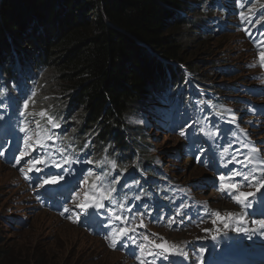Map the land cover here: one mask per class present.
Returning a JSON list of instances; mask_svg holds the SVG:
<instances>
[{"label":"rangeland","instance_id":"obj_1","mask_svg":"<svg viewBox=\"0 0 264 264\" xmlns=\"http://www.w3.org/2000/svg\"><path fill=\"white\" fill-rule=\"evenodd\" d=\"M226 1L216 0V4L218 2L225 4ZM258 4L262 2L255 0L254 4L247 7L244 20L238 13L224 17L221 15V10H217L218 12L216 11L214 15H206L205 23L211 29L200 36L202 38L199 41L185 42L182 59L189 61L190 66L188 65L185 69L183 66L179 67L183 73V81L176 88L175 97L184 90V85L191 84L195 86V91L203 96L213 97L218 101L223 100L220 108L222 117L226 120L222 119V122H226L227 132L233 134L230 141L222 143L224 137L213 136L217 132L207 123H203L200 126L199 143L195 149L200 148L198 151L190 150L192 153L189 156L186 148L187 141L180 135V130L174 129L171 132L166 128L163 130L158 123V117L155 118L153 109L159 106L160 96L166 97L163 103L170 102V92L167 90L154 93L151 98L147 97L146 103L137 110L135 115L137 119L127 120V126L142 128L146 136L145 155L153 158L154 166L163 173L164 180L161 185L166 187L171 196H175L170 199V202H166V196L158 194V199L161 200L152 207L143 206V203L129 205L130 202L126 204L124 197L116 201L117 193L113 191L111 200L103 201L108 212L93 208L81 211L76 205L83 204L84 193L95 181L96 175H85L89 168V164L85 162L63 164V159L59 157L58 141L54 137L52 141H47V147L42 148L43 154L36 151L31 154V157H48L51 153V159L61 163L62 168H55L50 164L38 165L42 171L29 172L25 167V172L21 173L19 168L24 167V161L14 167V157L24 146L25 133L20 129L27 125L30 129L28 134L33 135L34 140L37 139L35 133L37 121L39 124L45 122L49 125L47 116H52L56 112L51 103H56L58 109L66 105L63 104L65 99L60 98L56 90H42L44 79L47 78V76L44 77L45 72L33 71L29 68L31 73L21 77L19 89L22 93L24 89L31 88L27 95L31 98H26L29 100V106L25 112L26 99H24L16 110L17 117L23 119L29 116V121L26 124L13 122L11 125H3L1 119L5 117L0 115L2 144L0 152L4 153L0 155V236L2 240L0 246L12 255V261H16L17 264H141V260L145 261V264H193L192 262L196 261L198 254L190 253L189 249L195 248L198 243L208 239L217 226L224 225L219 221L215 225L212 222L216 219L212 213L218 211L222 217H225L228 212L221 210L217 202L232 206L223 199V202L220 198L218 201L216 197L218 195L209 187H214V182L209 175L214 173L220 178L229 172L240 171V161L248 160V158H256L257 161L264 163V95L261 94L263 86L260 83L264 74L260 53L264 52V49L253 52L249 43L250 39L245 36L250 34L252 29H256V26L250 22L255 16L253 8ZM233 16L234 19H232ZM90 18L91 15H89ZM21 50L27 55L33 53V49L29 47H23ZM0 72H4L2 67ZM248 91L251 93L246 95ZM262 91L264 92V89ZM33 93L35 96L32 95ZM10 94L9 87L0 88V114L11 109ZM68 97L70 96L65 98ZM190 98L195 101V93ZM39 99L43 106L37 103L36 100ZM172 103H174L172 105L174 112L177 108L181 112L184 111L181 101L174 99ZM259 104L263 105L259 106ZM164 109L168 110L167 104L164 105ZM42 110L47 113V116L38 115ZM202 112L206 111L202 109ZM215 112L220 114L217 110ZM72 114H75V110ZM54 122L67 125L60 120ZM72 125L70 123L66 128L64 137L71 132ZM209 135L212 138L207 140ZM48 144H52L53 152L50 150L46 152ZM89 147L95 149L94 144H90ZM225 149H227L226 153ZM136 156H138L136 151H132L128 160L133 167L137 163ZM31 157H25V160ZM130 165L128 171L131 169ZM141 166L143 167V164ZM144 173L151 175L148 171ZM49 175L63 176L64 179L57 183L42 184ZM120 180L121 178L118 177L113 179L117 184ZM98 183L107 188L101 181ZM132 184L130 182L126 186ZM77 192L80 193L79 198L76 196ZM61 199L66 200L63 207L58 205ZM115 207L118 211L117 215L129 218L130 226L136 228L135 233H130L136 237V244L140 243L145 235L155 243H160L158 237H162L168 241L169 245L179 244V247H176L177 251L173 255L162 253L161 250L149 245L142 254L136 244L127 238L117 243L115 248L110 247V241L105 238L110 234L109 223L112 226L120 225V221L109 220L110 213L116 211ZM65 208L70 211L64 212ZM242 215L243 221H248L243 211ZM93 216L98 217L99 222L95 224L104 230L103 233L90 232L87 221ZM141 221L144 226L137 227ZM164 222L167 224L162 227ZM233 223L236 224L230 219L229 227L226 228L227 232L233 231L230 230ZM205 229L211 231L206 232ZM235 232L234 230L233 235ZM153 234H158V237ZM193 238L196 241L191 240ZM240 239L228 241L225 237L222 243L223 248L234 250L249 244L237 242ZM234 241L236 243H233ZM149 251L159 254L148 255ZM107 253H112L118 257V260L110 261L108 257L106 258Z\"/></svg>","mask_w":264,"mask_h":264},{"label":"trees","instance_id":"obj_2","mask_svg":"<svg viewBox=\"0 0 264 264\" xmlns=\"http://www.w3.org/2000/svg\"><path fill=\"white\" fill-rule=\"evenodd\" d=\"M233 1L221 6L216 0H0V68L9 80H16L15 64L45 72L42 90H56L66 104L58 109L51 103L53 117L73 124L66 142L80 151L89 150L90 141L100 167L129 166L132 151L138 154L136 167H150L146 136L127 120L137 119V110L154 93L167 90L171 103L176 99L183 81L179 67L190 66L182 59L185 42L199 41L211 29L205 16L217 8L227 16ZM209 99L218 106L223 102ZM153 111L160 121L165 110ZM149 170L163 176L157 167ZM0 264H17L1 246Z\"/></svg>","mask_w":264,"mask_h":264},{"label":"snow or ice","instance_id":"obj_3","mask_svg":"<svg viewBox=\"0 0 264 264\" xmlns=\"http://www.w3.org/2000/svg\"><path fill=\"white\" fill-rule=\"evenodd\" d=\"M249 3H251V0H249ZM243 7V5H241ZM240 17L242 20L245 19L244 13H240ZM258 22V20H257ZM260 59H261V66L264 67V52L260 53ZM35 96V93L32 94ZM29 106V100H25L24 102V109L25 112H27ZM29 115H32V113H28ZM40 117L47 116V113L45 111H41L38 114ZM47 122L50 124L53 128L59 127L57 123L54 122L53 118L51 116H47ZM37 129L36 136L40 137V124L37 121ZM21 132L25 133V136L23 137V149L19 151V154L14 157L15 164L14 167L17 165H20L22 161H24V167H20L19 171L21 173L25 172V167L29 172L36 171L40 172L42 169L38 167V165H51L55 168H62V164L57 162L56 160L51 159V153H49L48 157L44 156H37V157H31V154L33 152H36L39 148L47 147L46 141H52L53 137L51 135H46L41 138H37L34 140L33 135L28 134L30 132V129L26 126L22 127L20 129ZM180 135H185L184 131L180 132ZM61 153L64 151V149H59ZM227 152V149H225V153ZM0 155H4V153L0 152ZM25 157H31L27 160H25ZM63 164H71L73 161L69 159L67 156H63ZM235 160V158H233ZM232 162V161H230ZM89 163H92V161H89ZM241 164H244L243 161H240ZM252 163V158H248L247 164ZM112 168L116 167L115 162H112L111 164ZM246 166V165H245ZM89 175H92L90 172ZM239 176L241 178L242 182H234L235 178ZM102 175H97L95 178V181L92 182L91 186L88 190L84 193V202L83 204H77L76 207L80 208L81 211H86L89 208L93 209H104L106 212L109 210L106 208V205L103 203L105 200H111L112 192L114 189H108L106 187H103L100 183V181L103 180ZM63 176H53L49 175L46 176V178L42 181V184H49V183H57L59 180H63ZM221 181V191L226 192L229 195V198L232 199L237 204H246L247 205L249 197L253 196L254 193L252 192H242L239 189L244 186L248 187H254L257 185H264V177H261L260 179H257V177L253 174H244L239 171H235L232 176L220 177ZM227 181V182H225ZM87 183V181H85ZM257 191H260V188H257ZM77 198H79L80 193H76ZM261 196H264V191H261ZM70 209L65 208L64 212H69ZM213 216L216 217L215 220H213V224L215 225L217 221L224 224L225 228L229 227V224L226 222V220L231 219L233 214L228 213L227 217H222L221 214L217 211L215 213H212ZM71 218V217H69ZM109 220H115L120 221L119 226H112L111 223H109L110 228V234L107 235L105 238L110 241L109 246L115 248L117 243L122 242L125 238L131 240L134 244H136V237L134 235H130V233H135L136 228L130 226L129 218L122 217L120 215H117L115 212H111L109 216ZM238 223H243V218H240ZM252 223L256 225L255 228L248 229V228H240L237 227L235 231L237 232H244L248 234V238L251 239L252 235L258 234L261 236H264V219L259 220H253ZM143 221H141L140 225L137 227H143ZM205 231H211L210 229H205ZM219 231V230H217ZM157 235L158 234H153ZM158 239L161 241L160 243H155V241L149 240V237L147 235L143 236L141 238V242L136 244L137 249L143 254L146 250V248L151 245L154 249L161 250L162 253L172 254L177 251L176 246L169 245L168 241L164 240L162 237H158ZM213 239H216L215 236H213ZM147 242V243H145ZM123 246V244H121ZM203 251V250H202ZM159 253H156L154 251H149L148 255H158ZM166 258V257H165ZM139 259V257H138ZM141 264H145V261L141 260Z\"/></svg>","mask_w":264,"mask_h":264},{"label":"bare ground","instance_id":"obj_4","mask_svg":"<svg viewBox=\"0 0 264 264\" xmlns=\"http://www.w3.org/2000/svg\"><path fill=\"white\" fill-rule=\"evenodd\" d=\"M206 2H208V0H205ZM216 8V7H215ZM214 8V9H215ZM218 9V8H217ZM218 12V11H217ZM215 14V13H214ZM208 27V26H207ZM256 31H257V33H264V31H260V29L257 27L256 28ZM263 37L264 36H260V40H262L263 39ZM264 47V46H263ZM253 52H257V50L256 49H253L252 50ZM24 67V65L23 66H21L19 69L18 68H16V66L14 67L15 69L14 70H16L15 72H20L21 71V69ZM26 74H28V73H31V72H25ZM187 76V75H186ZM21 77L22 76H15L14 77V79H21ZM191 85V84H190ZM181 89V88H180ZM170 92V91H169ZM169 94V93H168ZM167 94V95H168ZM180 95H185V92L184 91H182L181 93H180ZM169 98H170V96H169ZM178 98H179V96H177L176 97V101L178 100ZM162 101H163V98H162V96H161V98H160ZM215 100H217V99H215ZM183 102H184V100H183ZM209 102L208 101H205L204 102V107H206V108H208V112H211V111H213L214 109H218V107L217 108H213L212 109V107H209V104H208ZM172 105L174 104V103H171ZM213 105H215V106H218L217 105V102H213ZM263 104H259V106H262ZM219 116H222V113H220V114H218ZM168 116V115H167ZM197 118V117H199V114L198 113H193V114H191L189 117H188V119H189V122L192 120V118ZM195 118V119H196ZM212 120L213 119V117L212 116H209V120ZM167 120V119H166ZM175 121H177V123H179L182 127L185 125V122H180L179 120H172V123H171V121L170 120H168L166 123L167 124H170L171 123V125L173 126V125H175V124H173V123H175ZM160 126H162L163 124H162V122H161V119H160ZM59 125V124H58ZM59 127H61V131H62V137H64L63 136V133H65L66 132V128H68L69 126H65V125H62V124H60L59 125ZM73 129L71 128V131H72ZM191 131H194V128H191V130L189 131V132H191ZM169 132H171V131H169ZM185 132V131H184ZM71 133V132H70ZM70 133L69 134H67L68 136L70 135ZM67 135H66V137H67ZM66 137H64V138H66ZM88 140V139H87ZM65 143H67V142H65ZM65 143H63L65 146H69V147H77V146H75V144L72 142V141H70V142H68L67 144H65ZM188 145V144H187ZM187 150V149H186ZM192 152H190V148L188 149V152H187V154L190 156V154H191ZM80 156L83 158L84 156L83 155H81L80 154ZM84 159V158H83ZM92 161H93V158H92ZM257 164L256 165H253V164H247L246 166H244V167H242V169L239 171V172H241V173H244V174H253V175H255L256 177H257V179H260L261 177H264V163H262V162H256ZM82 164V163H81ZM95 171V170H94ZM2 173H3V171H1ZM234 173V171H232V172H229L228 174H226L225 175V177H229V176H232V174ZM5 175H6V173H5ZM210 177H211V179H212V181L213 182H215V185H214V187L212 188L213 189V191L215 192V194L216 195H218V196H216L217 197V199L218 198H220L221 200L223 199V200H225L226 202H228V203H230L232 206H230V205H224V204H221V202H217V204H218V206H220V209L221 210H223V211H228L227 213H226V215H225V217H227V214L228 213H232L233 214V216H232V220H233V222H235L236 224H231L233 227L230 229V230H233L232 232H227L226 231V228L224 227V225H219V226H217L216 227V229L210 234V237L208 238V239H206V240H204L203 242H201V243H198V245H196V247L195 248H190L189 249V252L190 253H196V254H198V257L196 258V261H193L192 263L193 264H217L218 263V261L217 260H214V259H212V258H210V257H208V256H205V255H202V253H201V251H202V249H200V251H199V253L198 252H196V250L195 249H197V248H199V247H201V248H203V247H211V246H213V244H217L218 245V247L219 248H221V249H223L224 250V248H223V240H224V238L225 237H227V240L228 241H230L231 239H240V238H244V239H240V240H237V242H240V243H242V242H245V243H249V244H247V246H246V250L244 251V252H242V256L244 257V256H246L247 254H249L248 256H250V259H255V258H258L259 256H261V253L262 252H258V253H256V252H254V251H257L258 249H259V245L258 244H260V242L257 240L258 238H260V236L259 235H257V234H255V235H252V237H251V241L253 242V241H255L253 244H250V240L249 239H245V238H248V234H246V233H244V232H235V235H233L234 234V230L237 228V227H240V228H248V229H252V228H255L256 227V225H254L253 223H252V221L253 220H259V219H264V196H261V191H264V185H257V186H254V187H248V186H244V187H241L239 190L240 191H243V190H250V191H252L253 193H254V195H253V197L250 199L252 202H258V204L259 205H256L257 207H256V210L254 209V211H253V207L250 205V204H247V205H250V206H246V204H237V203H235L232 199H230L229 198V195L226 193V192H224V191H221V181H220V178L219 177H217V175L216 174H211V175H209ZM144 180H145V182H146V188H144V189H142V190H138V192H137V194L136 195H134L133 196V198L131 199V201H130V203H129V205H131V204H133V203H136L137 202V200H138V198L140 197V196H142L143 194H145V195H147V196H150V197H155V198H158V194H162V195H164V196H166L167 197V201L166 202H170V199L171 198H173V197H175V196H171L170 195V193H168L169 191L166 189V187H164V186H162L161 184H162V182H163V180H164V177H161V178H156V179H152L151 180V176L149 175V174H146V173H144ZM143 181V179H141V182ZM225 182H227V181H225ZM234 182H242L241 181V178L239 177V176H237L236 178H235V181ZM114 183V181L113 182H110V183H108V189H114V191L116 192L118 189H124L125 187L123 186V184L124 183H122V182H120V183H118V184H113ZM260 188V191H257V188ZM223 200H222V202H223ZM261 200V201H260ZM218 201H219V199H218ZM249 201V200H248ZM115 209H116V211H117V208L115 207ZM219 209V208H218ZM242 211H243V213H244V215H245V217L247 218V220L248 221H243V223H238V221L240 220V218H243V215H242ZM250 211H252V212H250ZM229 220L230 219H228V220H226V222L229 224ZM90 226H92V224L90 225ZM62 229V228H61ZM217 230H219V231H217ZM61 231H63V229L61 230ZM64 232V231H63ZM202 236V235H201ZM213 236H215L216 237V239H213ZM254 237H256V238H254ZM200 238H202V237H200ZM199 238V239H200ZM191 240H195V238H193V239H191ZM196 241V240H195ZM263 242V241H262ZM195 243V242H194ZM233 243H236V241H234ZM257 243V244H256ZM176 247H179V244H177L176 245ZM250 252H252L253 253V255L252 254H250ZM108 257V259H110V261H115L116 259L118 260V257H116L115 255H113L112 253H107L106 254V258ZM262 259H264V258H262ZM231 260L232 261H236V258L234 257V256H232L231 257ZM260 261V260H259ZM250 264H252L253 262H249Z\"/></svg>","mask_w":264,"mask_h":264}]
</instances>
